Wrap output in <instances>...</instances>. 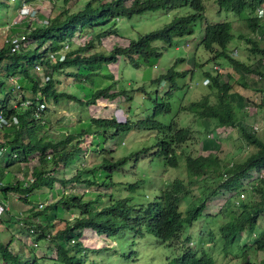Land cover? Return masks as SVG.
Masks as SVG:
<instances>
[{"label":"trees","instance_id":"16d2710c","mask_svg":"<svg viewBox=\"0 0 264 264\" xmlns=\"http://www.w3.org/2000/svg\"><path fill=\"white\" fill-rule=\"evenodd\" d=\"M62 1L66 3L68 0ZM214 1L220 11H230L236 15L243 14L242 18L245 19L250 33L255 32L260 27L261 22L255 16V9L263 0ZM184 6L190 9L189 13L172 17L168 23L158 29L140 34L136 39H128L127 41L121 39L119 44L111 45L107 52L95 48L101 43V37L115 33L113 28L101 30L103 25L114 19L129 18L133 15L156 10L168 11ZM68 11L67 9L61 10L62 18L56 15L47 19L44 25L37 23L26 35V40L17 51L10 52L9 46L4 42L0 46V63L4 64V77L7 79L9 76L18 75L22 78L18 97L9 90L10 96L6 94L0 98V116L8 121L11 117L16 118L15 124L0 128V139L2 140L0 147H4L2 152L4 157L0 160V196L2 197H0V213L2 215L8 214L9 202L7 203L6 200L8 193L16 194L18 200L20 199L27 204L29 202L28 195L36 189H50L53 183H57L60 190V195L54 203L45 205L43 210L34 213L41 218L38 222H34L35 224L31 222L30 226L33 227V230L31 229L32 232L28 233L36 234V236L33 237L32 242H25L29 247L35 248L37 246V244L33 245L35 240L47 239L53 247V253L33 250V252L24 254L23 261H20L18 258L20 254H16L13 250L15 246L13 240H8L5 243L0 242V264H39L38 260H52L58 264H85V256L82 254L85 250L79 243V235L85 228L99 229L98 233H104L106 237L114 236L121 230H127L134 237L148 234L161 243L168 242L171 244L170 240L180 239L183 229L191 227L192 223L199 218L213 226L217 217L221 215H224L225 218H221L222 221L218 222L219 225L216 224L218 226L217 236L214 230L210 228L205 233L199 228L194 232L195 236L192 237L189 234L186 235L183 239L186 245L180 246V252L167 259V264H216L215 258L209 253L211 248L209 245L217 243L223 252H229L236 235L244 231L253 234L254 239L251 246L255 250L263 249L264 232L259 231L256 235L255 225L259 216L264 214V174H262L264 171V141L243 127L242 122L245 121L247 124L245 119L249 118L246 111L235 110L229 100L230 94L228 92L232 91V87L228 82L230 78L228 74H226L225 82L220 84L221 73L218 74L217 71H213L212 74L205 72L208 81L207 86L212 91H216L214 102L209 103L208 96L201 97L180 109L194 107L198 117L213 121L214 126L239 128V134L245 143L255 147V151L243 161L231 163V165L225 164L214 152L203 150L194 156H183L187 174L186 184L179 179L173 180L167 189H161L158 195L145 205H129L126 199H115L112 202L110 196L101 200L97 195L83 201L85 194L83 196L77 195L71 191L76 186H73L74 184L78 186L83 184L87 187L89 185L98 186L93 177L92 180L82 179L81 173L96 169L106 171L105 169L108 168L109 164L115 167L124 163V157L111 162L103 159L89 169L84 171L79 169L68 179H65L64 176L62 178L54 176L59 169L66 168L70 162L72 163L79 157L77 155H79L80 142L88 135L84 128L76 132L65 133L62 139L55 141L49 139L48 134L47 136L42 133L39 134L40 128L45 126L41 116L47 113L46 102L58 103L59 99L66 98L78 104L89 106L101 100L105 106L104 100H111L120 96L125 101H130L131 92L112 89L114 82H111V74L105 70L104 65L114 63L118 58H123L125 63L133 68H138L147 62L153 64L152 60L160 53L159 49L164 47L154 46L153 42L160 41L163 45L168 46L173 38L191 34L194 23L197 20H202L203 5L201 0H85L79 10ZM86 27H89L90 30L97 28L99 32L95 35L91 33V37L86 36L83 33ZM230 28L231 23L228 21L205 22L200 45L210 55L212 54L211 61L215 62L220 58L225 60L232 69L241 68L246 72H255L261 76V70H253L243 61L230 55L227 49V44L233 37ZM241 37L251 45L249 47L251 53L260 56L264 53V48H258L253 39L247 36ZM76 39L77 42L74 44ZM65 46L67 47L64 50ZM31 47L33 48L30 50ZM58 51L64 53L62 60H57ZM48 53L56 56L55 62L49 61ZM179 60L181 59H175L169 68L154 79L157 82H167L168 87L164 95L159 96V99L158 97L150 98L152 105L147 118L134 121L125 118L124 121L120 122L116 120L114 115L108 117L90 115L87 127L91 130L88 134L93 136L101 133L98 130L108 129L107 132L111 131V135H108L106 131L101 133L103 136L101 139L105 140L106 134L111 137L115 136L116 132L124 133L131 129L156 132V151L153 154L161 157L166 166L176 167V157L178 156L176 150L189 139L194 131L187 126H177L173 119L168 123H162L156 117L169 113L171 110L168 99L178 87L174 82L175 78L192 71V68L182 71L175 70L174 65ZM35 65L41 68L38 73L33 70ZM103 68L106 72L103 71ZM60 71L74 80V84L78 90L84 93L82 95L86 98L81 99L56 90V85L59 82L53 79L52 75ZM42 75L47 76V79L43 81ZM100 78L108 79L110 83L102 88L95 87V81L100 80ZM2 82L3 80L0 79V84ZM87 82L88 86H84ZM236 83L245 86L244 82ZM25 90H30L34 97L38 96L39 93V97L37 99L29 98L30 104L22 107L18 103L28 99L23 94ZM261 92L263 93L264 89ZM39 102H44L45 107L38 111V116H34L35 108ZM119 107L120 105L117 106V108ZM98 142L99 140L93 144V147L98 146ZM111 149L110 146H103L100 150L101 153L111 154L113 152ZM32 160H35L37 164L32 168L27 167L29 168L28 175L32 181L21 182L16 176L13 177L12 174L26 169V164ZM14 164H17V169L10 171V167ZM105 173L107 174V171ZM70 182L73 185L65 187V184H70ZM129 188L131 189V186ZM216 189H220V192L226 190L231 193L227 197L220 195V193L215 196ZM67 190L69 192L65 194ZM193 190H198L197 194ZM178 193L181 194L178 195ZM242 193L245 195L243 196ZM239 194L242 195L241 199L238 197ZM183 196H188L190 200L182 212L179 200H182L181 197ZM214 197L217 199L226 198H224L218 212L208 214L206 210L214 209V206L212 208L206 207L212 205L208 202ZM215 201L216 199L213 202ZM94 205H98V208H92ZM27 206L29 205L27 204ZM4 207L7 209H3ZM32 207L30 205V210ZM55 208L73 213L77 212V215L71 220L63 222V227L56 230L54 234H49L47 228L52 227L54 219L44 218V215L47 211H55ZM1 224L2 222H0V230L2 228L9 230L7 226L1 227ZM57 238L63 240L66 247L61 246L57 242ZM187 243L194 246H187ZM197 246L201 248L197 249ZM260 263L264 264V261ZM89 264H95V262L92 260Z\"/></svg>","mask_w":264,"mask_h":264},{"label":"rangeland","instance_id":"374dc122","mask_svg":"<svg viewBox=\"0 0 264 264\" xmlns=\"http://www.w3.org/2000/svg\"><path fill=\"white\" fill-rule=\"evenodd\" d=\"M84 1L85 0H68L66 3H63L62 0H25L26 3H30L29 6H31V8L36 10V16L32 17L34 19L31 25L32 27L35 23L41 24V21L44 20L45 22L47 19L56 15L62 18L63 16L60 13L61 10L67 9L69 10L68 12L77 11L82 7ZM201 3L203 5L202 20H197L194 23L192 27L193 32L191 34L173 38L171 44L168 46L163 45L160 41L153 42L154 46H164L163 49H159L160 53L152 60L153 64L147 62L145 65L133 68L125 63L123 58H118L116 62L104 65L105 70L111 74V82H114L112 89L131 92L130 101H125L122 96H120L111 100H104L105 106L101 103V100L89 106L78 104L66 98L59 99L58 103H53L51 101L46 102L47 113L44 112L45 114L41 116L42 120L45 122V126L40 128L39 134L42 133L46 136L48 134L49 136L47 137L55 141L57 139H62L65 133L76 132L84 128L88 135L80 142L79 155H77V157H79L72 161V163L70 162L71 164L69 163L66 168L62 170L59 169L54 176L58 178L64 176L65 179H68L79 169L82 171L89 169L103 159H107L111 162L122 157L125 158L124 163L119 166L113 167L108 163L109 166L105 169L107 174L105 173L106 171L101 169L92 170L91 172L86 170L88 173L87 175L86 172L81 173L83 176L82 179L92 180L91 178L93 177L98 186L89 185L87 187L83 184L78 186L77 184L73 185L71 182L70 184H65V187L76 185L71 191L75 192L77 195L83 196V194H85L83 196V201H87L89 198L97 195L101 200L110 196L112 202H114L115 199H126L129 205H145L147 202L152 201L161 189H167L173 180L179 179L186 184L187 181L185 182V179L187 174L183 156H194L199 153L200 150L212 151L221 159L222 163L231 165V163L243 161L248 155L255 151V147L246 144L240 136L238 131L239 128H232L230 126H221L217 128L212 125L211 120L198 117L194 107L184 110L180 109L192 101H197L201 97L208 96V102L211 104L216 98V91H212V89L207 86L208 81L204 79L205 72L212 74L211 65L214 63L210 60L212 54L210 55V53L205 51L200 45V38L205 22H230V32L233 34V37L228 42L227 49L233 48V50H229V53L236 49L233 58L243 61L245 65L248 64L250 66L249 68L253 70L257 69L262 71L263 76H258L255 72H246L241 68H230V70L228 67V69H226V67L220 68L223 73L226 72L228 75L232 76H229L228 82L231 84L233 91L228 93L230 94V100L232 99L233 108L239 112H244L246 110V115L249 119H245L248 122L247 124H245V121L242 122L243 127L249 131L253 127H257L255 134L261 141H264V98L261 96V91L264 89V53L261 56L251 53L249 51L251 45L246 43L243 37H241L247 36L253 39L258 48H264V16L258 19V21L261 22L260 27L257 28L255 32L250 33L246 26L245 19L242 18L243 14L236 15L230 11H220L214 0H201ZM18 5L19 3L16 0L15 2L11 0H0V46L3 45L5 37L11 36L9 28H18L14 25V22L19 23V21L16 20V16L18 15V9H16V7ZM259 7L263 8L264 14V1ZM189 12L190 9L184 6L173 8L168 11L156 10L144 12L140 15H133L129 18L120 17L114 19L106 23V25H103L101 30L113 28L115 33L106 34L101 37V43L95 48L103 49L102 51L107 52L111 45L119 44L121 39L125 41L128 39H136L140 34L162 27L164 24L168 23L172 17L185 15ZM12 31L15 32V30ZM98 32L99 30L97 28H92V30H90L89 27H86L83 33L91 37V33L95 35ZM237 36L240 37L238 38ZM76 42L77 39L74 41V44H76ZM101 45L102 47H100ZM32 48L33 47H31L30 50ZM177 58L181 60L175 63V70L182 71L192 68V71L190 73L186 72L183 76L175 78L174 82L178 87L172 92L169 99L166 98L169 100L171 110L169 113L156 117V119L162 123H168L173 119L177 126H187L190 130L194 131L189 139L176 150L178 154L176 157V167L166 166L161 157H157L153 154V152L156 151V132L131 129L124 133L116 132L115 136L109 137L108 135H111L112 132H107L108 129H104L103 131H106L108 134L104 137L105 140L101 139L103 138L101 134L103 132L102 130H98L101 133L93 136L88 134L89 130H91L87 127L90 115L94 117H108L114 115L116 120L120 122L124 121L125 118L132 121L147 118L150 114V107L152 105L150 98L158 97L159 99V96L164 95L168 87L167 82H157V80L154 79L169 68ZM215 62L219 63L220 61L215 60ZM221 63L227 65L225 60H222ZM3 66L4 64L0 63V79L3 80L0 84V98H3L6 94L9 95L8 91L10 88L9 82L4 77ZM104 68L103 71H105ZM238 72L241 73L240 77H237L239 75ZM52 76L53 79L59 82L56 85L57 91L72 94L81 99L86 98L82 95L84 93L78 90L77 86L74 84V80L71 77L65 76L63 71L53 74ZM100 80L97 79L95 81V87L102 88L110 83L108 79L100 78ZM224 80L225 77L220 84L225 82ZM236 82H244L245 87ZM84 86H88V82L84 84ZM23 94L28 99L36 97H34L30 90H25ZM38 97L39 93L37 98ZM119 105L120 107L117 108ZM116 108L120 111H116ZM75 120L77 122H75ZM157 136L159 135L157 134ZM98 140L99 145L93 147V144ZM103 146H110L113 152L111 154L101 153L100 149ZM3 157L4 155L0 156V160L3 159ZM36 165L35 160L29 161L25 166L26 169L22 171L18 179L21 182L24 181V177L28 174L27 171L29 168L27 167L32 168ZM15 169H17V164L10 167V171ZM262 174H264V171ZM107 175L108 178H106ZM27 176L25 180H27ZM222 177L225 178L224 175H222ZM130 186L131 189L129 188ZM45 190H48V194H46V191L41 192L40 189H36L28 195L29 202L27 204L33 206L30 210L31 215L28 213L23 216V212L21 216L19 210H24L23 207H25L26 204L22 201L20 202L16 194L10 193L8 194L16 200L15 202L18 203L20 208H18V210L8 209V214L10 216L7 213L6 215L0 213V222H2L1 227L7 226L9 228V230L4 228L0 230V242L5 243L8 240H13V244L15 245L13 250H15L16 254H20V257H18L20 261H23L24 254H28L30 251L33 252V250L36 252L47 251L49 254L53 253V247L47 239L35 240L37 244L35 248H31L25 243L26 241L32 242L33 237L36 236V234L28 233L29 229L33 230V227L30 226L31 222H38L41 218L40 216L38 217V215H34V213L38 210H43L45 205L54 203L60 195L57 183H53L50 189L45 188ZM216 190L215 196L220 193V195H225L227 197L231 193L226 190H223V192H220V189ZM65 192V194H67L69 191L67 190ZM193 192L197 194L198 190H193ZM179 194L181 193H178V195ZM244 195L245 193L243 196ZM238 196H240V194ZM8 197L9 196H7L6 199H8ZM226 197H222L221 199H217V197L212 198V200L208 202L212 205H206V208H212L214 206V209L209 211L206 210V212L208 214L218 212ZM181 198L182 200H179L181 204L180 210L183 212L190 199L188 196H183ZM241 198L239 197V199ZM215 199L216 203L213 202ZM92 208L96 209L98 205H94ZM76 215L77 212L73 213L57 208H55V211H47L44 218H50V220L54 219L52 227L47 228L48 233L54 234L56 230L63 227V222L71 220ZM221 218L224 219L225 216L221 215L217 217L213 226H211V223L208 225L207 221L199 218L192 223L191 227L183 229L180 239L170 240L171 244H168V242L161 243L148 234L134 237L132 233L127 230H119L120 233L111 237H106L104 233H98L99 229H92L91 227L81 231L79 243L85 250L84 253H82L85 256V264H89L92 260L95 264H167V259L178 254L181 250L180 246L186 245L183 241L186 235L189 234L192 237L195 236L194 232L199 228L204 233L210 228L214 230L217 236L216 230L218 226H216V224L219 225L218 222L222 221ZM255 226L258 227L255 229L256 235L259 231L264 232V214L259 216ZM253 239L254 236L252 233L246 231L239 232L229 252H223V250L217 246V243H212L209 245L211 246L209 253L215 258L216 264H261L260 262L264 261V247L263 249L255 250L251 246ZM57 242L60 243L61 246L66 247L63 240L60 238H57ZM187 246L194 245H188L187 243ZM196 248L200 249L201 247L197 246ZM38 263L58 264L52 260H38Z\"/></svg>","mask_w":264,"mask_h":264},{"label":"built area","instance_id":"2783aa9c","mask_svg":"<svg viewBox=\"0 0 264 264\" xmlns=\"http://www.w3.org/2000/svg\"><path fill=\"white\" fill-rule=\"evenodd\" d=\"M13 1V0H11ZM18 16H20L21 18H24V22H28V25L25 26V29H21L19 30V32H16L14 33L12 36L4 39V43H7V45L9 46V50L10 52H15L17 51L20 46L24 43V41L26 40V35L29 33V30L31 28V25L33 23V18L32 17H35L36 16V10L31 8V7H28L27 4L25 3V1L23 0H20V6L18 7ZM262 10H258L257 14L258 16H261L262 15ZM31 22V25H29ZM41 24L44 25V20L40 22ZM14 25L17 26L18 23L14 22ZM67 46L64 47V50ZM59 57H57V60H62L63 59V55L64 53L63 52H59ZM231 55L234 56L235 55V50L231 52ZM48 59L50 62H55L56 61V56L53 55V54H49L48 53ZM154 66V65H153ZM215 68V66H214ZM34 72L35 73H38V71L41 70V68L38 66V65H35L34 68H33ZM47 79V76H43L42 75V80H46ZM20 80H22V78L18 75H12V76H9L7 78V81L9 82V85H10V92H12V94L14 96H19V92H20V88H21V82ZM261 96L264 98V92L261 94ZM35 99H37V96L35 97ZM20 106L22 107H25V106H28L30 104V99H26L25 101H20L18 103ZM15 106V104H14ZM45 107V103L44 102H39L37 104V107L35 108V111H34V116H38V111L42 110L43 108ZM12 123H16V118L15 117H11V119L8 121V120H4L1 116H0V128L4 127V126H9L10 124ZM257 131V127H253L252 129H250V133H255ZM2 142V140L0 139V143ZM4 151V147H0V156L2 155V152ZM30 182L32 181L30 177L27 178V180H25L24 182ZM3 209H7V207H4ZM29 232H32L31 229H29ZM72 242V241H70ZM33 245H36V243L33 242Z\"/></svg>","mask_w":264,"mask_h":264},{"label":"crops","instance_id":"0c3cea01","mask_svg":"<svg viewBox=\"0 0 264 264\" xmlns=\"http://www.w3.org/2000/svg\"><path fill=\"white\" fill-rule=\"evenodd\" d=\"M14 2H15V0H13ZM18 3H19V5L16 7V9H18V7L20 6V0H16ZM23 1H25V0H23ZM16 20H18L19 21V23H18V25H17V27L18 28H9V33H11V35L13 34V33H15L16 31H18V30H20V28L21 29H25V26H27L28 25V22H24V18H21L20 16H16ZM36 24L37 23H35L34 24V26H36ZM29 25H31V22H30V24ZM33 26V27H34ZM33 27L31 26V28H30V30H32L33 29ZM12 30H15V32L14 31H12ZM29 30V31H30ZM10 31H12V32H10ZM229 50H233V48L232 49H229ZM236 50V49H235ZM230 55H231V52H230ZM235 56V55H234ZM217 60H219L220 62L218 63V62H214V63H212V65H211V70L212 71H217V73L219 74L220 72L222 73V77L219 79L220 81H222L223 79H224V77H226L227 75V73L226 72H222V70L220 69L221 67H226V69H228L229 68V70H230V66H228V65H223L222 63H221V61H222V59H217ZM213 65H215L216 66V68H214L213 67ZM246 65H248V64H246ZM249 66V65H248ZM228 67V68H227ZM190 69V68H189ZM221 70V71H220ZM238 76L237 77H240L241 76V73H239L238 72ZM229 76H231V75H229ZM259 76V75H258ZM232 77V76H231ZM204 79H206L207 80V77H204ZM202 81V80H201ZM205 81V80H204ZM203 85V84H202ZM245 87V86H244ZM233 91V90H232ZM231 91V92H232ZM229 100H230V97H229ZM232 100V99H231ZM230 100V101H231ZM232 102V101H231ZM233 103V102H232ZM57 110H58V108H57ZM246 111V110H245ZM75 122H77L76 120H75ZM212 122V125H213V121H211ZM215 127H217V128H219V127H221V126H215ZM57 130V129H56ZM22 171L23 170H19L18 172H16V173H14V174H12L13 175V177H19L20 178V175L22 174ZM27 173H28V171H27ZM10 174V173H9ZM8 174V175H9ZM28 174H26V176H27ZM25 176V177H26ZM25 177H24V181H25ZM29 177V175L27 176V178ZM24 181H22V182H24ZM40 191L42 192V191H46L45 190V188L44 189H40ZM47 193L46 194H48V190L46 191ZM7 196H9L8 197V199H6V200H8V202H9V207H8V209H15V210H18V208H20V206L18 205V203H16L15 201L16 200H14V198L10 195V194H8ZM19 201L21 202V200L19 199ZM27 205V204H26ZM26 205H25V207H23V209L24 210H19V212H21V216H22V213L24 212V215L23 216H25V215H27L28 213H29V215H31L30 214V205L29 206H27V208H26ZM8 211V210H7ZM6 211V212H7ZM19 217V216H18ZM20 218V217H19ZM20 223V222H19ZM12 225H14V224H12Z\"/></svg>","mask_w":264,"mask_h":264},{"label":"clouds","instance_id":"9594fccd","mask_svg":"<svg viewBox=\"0 0 264 264\" xmlns=\"http://www.w3.org/2000/svg\"><path fill=\"white\" fill-rule=\"evenodd\" d=\"M263 1H264V0H263ZM25 3H26V2H25ZM262 3H263V2H262ZM262 3H261V4H262ZM26 4H27L28 7H31V6H29L30 3H26ZM261 4H260V5H261ZM259 9L262 10V12H263V8H262V7H259V6H258V7L255 9V16H256L258 19H259V18H262V17L264 16L263 13H262L261 16H258L257 12H258ZM45 22H46V21H45ZM44 24H45V23H44ZM214 66H215V65H214ZM205 80H206V79H205ZM206 81H207V80H206ZM116 111H120V110H117V109H116ZM238 197L241 198L242 195H240V196H238ZM255 227L258 228L257 226H255Z\"/></svg>","mask_w":264,"mask_h":264}]
</instances>
